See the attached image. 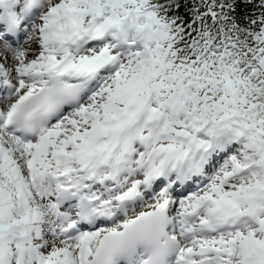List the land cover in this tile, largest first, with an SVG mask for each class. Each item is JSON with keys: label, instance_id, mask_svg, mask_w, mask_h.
I'll return each instance as SVG.
<instances>
[{"label": "snow or ice", "instance_id": "snow-or-ice-1", "mask_svg": "<svg viewBox=\"0 0 264 264\" xmlns=\"http://www.w3.org/2000/svg\"><path fill=\"white\" fill-rule=\"evenodd\" d=\"M0 264H264V0H0Z\"/></svg>", "mask_w": 264, "mask_h": 264}]
</instances>
